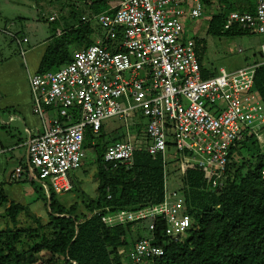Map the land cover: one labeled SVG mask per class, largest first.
<instances>
[{
	"label": "built area",
	"instance_id": "1",
	"mask_svg": "<svg viewBox=\"0 0 264 264\" xmlns=\"http://www.w3.org/2000/svg\"><path fill=\"white\" fill-rule=\"evenodd\" d=\"M109 2L107 10H85L81 16L102 28L89 46L74 48L71 61L59 68L30 74L32 109L42 118L43 132L27 142V166L19 165L14 176L25 171L28 179H38L57 193L71 191L76 186L73 171L87 155V126L98 134L104 120L114 116L123 119L127 129L142 126L146 150L163 156L164 200L136 209L93 212L107 226L148 221L149 235L136 241L125 258L126 264H148L165 251L157 243V222L163 223L162 234L170 240L188 236L192 216L186 202L187 173L197 172L201 189L216 192L224 185L231 148L250 134L264 143V104L254 89L259 63L204 76L187 21L205 15L206 0ZM74 5L86 7L79 0ZM59 17L53 12L48 19ZM235 25L264 33V0H254L252 11H231L224 27ZM56 32L60 35L62 26ZM9 33L24 53L28 37ZM48 108L55 113L47 118ZM129 129L125 139L109 144L104 168L133 166L137 142ZM173 147L181 179L176 187L170 186L167 174L166 156Z\"/></svg>",
	"mask_w": 264,
	"mask_h": 264
},
{
	"label": "trees",
	"instance_id": "2",
	"mask_svg": "<svg viewBox=\"0 0 264 264\" xmlns=\"http://www.w3.org/2000/svg\"><path fill=\"white\" fill-rule=\"evenodd\" d=\"M50 1L60 3L61 15L50 21L54 23V34L42 56L39 73L70 62L74 48L89 46L93 35L101 33L102 28L94 21H82V14L85 10L101 12L110 5V0H79L86 4L85 9H80L74 5L76 0ZM216 1L218 11L212 12L211 7ZM241 1L206 0V13L211 15L208 31L219 36L249 33L239 25L224 27L225 18L231 11H245L252 2ZM60 26L63 32L58 35L56 29ZM194 40L204 76L211 75L203 64L205 41L198 36ZM254 63H259L254 89L264 104V56ZM136 130L133 166L104 168L103 157L109 144L125 139L126 135L107 139L104 124L98 134L87 126L84 146L96 151L95 177L98 180L96 196L84 200L89 213L79 214L78 202L69 206L61 203L50 185L28 179L23 171L9 183L31 181L35 185L37 181L47 186L48 221H43L31 210L29 203L7 193V182H0V207H4L1 215L6 223L0 228V264H126L125 258L134 243L149 235L148 223L136 221L107 226L101 215L93 211L94 208L102 213L136 209L164 200L166 170L163 156L150 154L145 148L143 127ZM22 164L26 168L27 164ZM178 170L176 166L174 172L178 173ZM184 181L187 209L192 216L188 236L183 241L170 240L162 234L163 223L157 222V243L165 251L148 264H264V147L256 136L250 134L231 148L220 190L201 189L202 181L192 170ZM22 214L32 223H20ZM146 229L148 235L143 233ZM44 252L49 253L48 258L42 257Z\"/></svg>",
	"mask_w": 264,
	"mask_h": 264
},
{
	"label": "rangeland",
	"instance_id": "3",
	"mask_svg": "<svg viewBox=\"0 0 264 264\" xmlns=\"http://www.w3.org/2000/svg\"><path fill=\"white\" fill-rule=\"evenodd\" d=\"M59 6L60 3L54 4L50 0H0V27L19 36L28 34L30 41L23 42L22 45L30 52L29 50L34 45H44L49 42L50 37L54 34V23H51L48 17L53 12H58L60 16L61 11L59 10ZM215 10L218 11L217 1L211 7L212 12ZM210 17V13H205L204 16L192 22L187 21V34L191 37L198 36L205 41L206 52L203 56V64L209 72L217 73L222 68L232 71L263 59L262 44L264 43V33L249 32L234 36L214 35L208 31ZM9 32L0 31V61L9 57L22 55L19 44ZM54 113L51 108H48L49 117ZM103 124L108 135L107 139L122 134L127 135L129 129H127L124 120L119 119L117 116L105 119ZM1 131L2 128H0ZM19 131L24 138L26 136L24 127H20ZM129 132L131 136H136L137 130L135 126L131 127ZM260 145L264 147V143ZM19 148L18 156L22 159L23 163L27 164L26 145L22 144ZM86 153L87 155L83 159L82 166L73 171L76 182L75 188L68 192L57 193L58 200L67 206L78 202L79 214L89 213L84 200H92L97 194L98 186V180L95 177L97 168L95 162L96 151L94 148H86ZM175 157L174 147L170 148L166 159L169 162L168 179L171 187H176L181 183V179L174 172L176 166H178V161H176ZM15 162L16 160L14 159L13 163ZM19 183L23 189L22 197L19 196V200L29 203L34 213L40 215L43 221H48L49 203L46 199V194H48L47 186H42L37 181L35 185L31 181H20ZM36 186L38 187L37 190L35 189ZM3 209L4 207H0V228L6 226L5 219L1 215ZM20 218V223L22 224L32 223L25 214H22ZM144 223L147 224L148 222ZM143 233L144 235H148V230H143ZM48 256V252L42 253L43 258H48Z\"/></svg>",
	"mask_w": 264,
	"mask_h": 264
},
{
	"label": "crops",
	"instance_id": "4",
	"mask_svg": "<svg viewBox=\"0 0 264 264\" xmlns=\"http://www.w3.org/2000/svg\"><path fill=\"white\" fill-rule=\"evenodd\" d=\"M249 8L254 9V0L246 10H250ZM23 36L28 37L27 42L30 41L28 34H23ZM47 45L48 43L34 45L29 50L30 52L23 47L25 52L21 53L22 55L0 61V128H2L0 132V182H7L5 184L7 193L17 200L19 196L22 197L21 184L19 182L10 184L9 182L12 178H17L14 176V171L23 163L18 156L19 146L26 145L27 154V142L34 135L43 132L42 118L32 109L29 77L30 74L37 72ZM46 117H49L48 114ZM22 126L26 135L24 138L19 131ZM14 159L15 163H13Z\"/></svg>",
	"mask_w": 264,
	"mask_h": 264
}]
</instances>
